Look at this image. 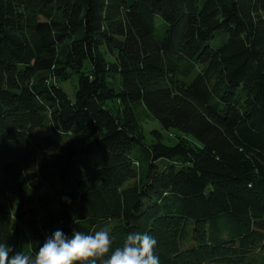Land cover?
<instances>
[{
  "label": "trees",
  "instance_id": "obj_1",
  "mask_svg": "<svg viewBox=\"0 0 264 264\" xmlns=\"http://www.w3.org/2000/svg\"><path fill=\"white\" fill-rule=\"evenodd\" d=\"M104 227L264 264V0H0V242Z\"/></svg>",
  "mask_w": 264,
  "mask_h": 264
},
{
  "label": "clouds",
  "instance_id": "obj_2",
  "mask_svg": "<svg viewBox=\"0 0 264 264\" xmlns=\"http://www.w3.org/2000/svg\"><path fill=\"white\" fill-rule=\"evenodd\" d=\"M107 227L95 232L57 228L35 252L13 251L0 242V264H160L155 254L156 238L148 232H129L120 246L113 247Z\"/></svg>",
  "mask_w": 264,
  "mask_h": 264
},
{
  "label": "rangeland",
  "instance_id": "obj_3",
  "mask_svg": "<svg viewBox=\"0 0 264 264\" xmlns=\"http://www.w3.org/2000/svg\"><path fill=\"white\" fill-rule=\"evenodd\" d=\"M165 25L167 27V24H164V22L161 21V19L158 21V29L156 34L162 37V35L165 33ZM159 33V34H158ZM221 43L219 39L213 40L212 44L218 46ZM63 87L65 88L66 92L68 93L69 97L71 99H74L75 97V87L73 84V80L67 81L63 83ZM141 123L142 126L139 129V133H142L144 126V134H145V142L147 144L155 143L157 141V136L154 133L155 130H161V125L158 121L152 120V118L149 117L147 113L141 114ZM183 139V141H186L190 144H196L192 141L191 138H188L186 136L183 137L180 133H177L175 130H172V133L165 132L164 136H162V140H164L165 143L169 145H174L177 141H180Z\"/></svg>",
  "mask_w": 264,
  "mask_h": 264
}]
</instances>
